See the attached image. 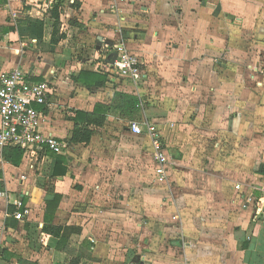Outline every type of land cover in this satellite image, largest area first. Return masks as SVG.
Wrapping results in <instances>:
<instances>
[{"label":"crops","instance_id":"0c3cea01","mask_svg":"<svg viewBox=\"0 0 264 264\" xmlns=\"http://www.w3.org/2000/svg\"><path fill=\"white\" fill-rule=\"evenodd\" d=\"M56 3L66 37L54 45ZM120 36L145 64L138 89L103 67ZM15 67L55 85L36 107L41 130L66 148L18 164L15 146L0 149V246L11 256L0 264H264L254 170L264 163V0H0V75ZM117 91L138 97L137 118L112 107ZM96 105L105 123L71 142L77 112ZM134 120L158 126L174 158L168 181L155 180L151 139L131 131ZM20 197L24 220L13 216ZM45 221L79 231L59 243Z\"/></svg>","mask_w":264,"mask_h":264},{"label":"built area","instance_id":"2783aa9c","mask_svg":"<svg viewBox=\"0 0 264 264\" xmlns=\"http://www.w3.org/2000/svg\"><path fill=\"white\" fill-rule=\"evenodd\" d=\"M113 44V47H112ZM113 48L112 56L103 67L112 71L138 89L147 78L145 64L133 53L123 37L105 46ZM258 71L257 68L254 69ZM50 80L32 81L22 67H15L0 75V149L15 146L23 149L31 159L44 155L47 149L62 153L66 144L51 133L41 130L43 114L36 106L48 105L54 91ZM130 129L136 135H146L152 143L154 177L158 183L168 181V168L173 163L162 141L157 125L148 120L130 121ZM0 198L8 199L7 191L0 190ZM13 216L24 220L31 214V208L20 197L13 202Z\"/></svg>","mask_w":264,"mask_h":264},{"label":"trees","instance_id":"16d2710c","mask_svg":"<svg viewBox=\"0 0 264 264\" xmlns=\"http://www.w3.org/2000/svg\"><path fill=\"white\" fill-rule=\"evenodd\" d=\"M60 4L56 3L52 5L49 9V16L53 20V30H52V37L51 43L56 45L66 36L64 33L60 32L61 26V12H60ZM86 75L91 78L90 84H95L101 86L105 84V79L102 75L96 73H86ZM139 99L136 95L126 93L123 91H117L114 94L112 107L117 108L121 111L122 115L134 119L139 116L140 109L138 108ZM106 110L102 107V105H96L94 112L87 113V112H77L76 124L72 133L71 142L73 143H82V142H89L93 134L95 133L96 127L102 126L106 121ZM24 151L19 147H14V154L17 156L18 160L16 163H20ZM62 155H58V161H61L63 158ZM15 161V160H14ZM254 170L256 172H261L264 174V163L258 166L256 163ZM66 171V170H65ZM61 200L60 195H55L53 199H48L46 201V215L47 212L54 208L56 209L59 205ZM43 230L50 234L51 236L57 237L60 239L59 243L67 241L68 237L71 234L78 232L79 230L74 227H63L61 225L52 224L49 221H45ZM19 264H36L34 261H30L27 259L20 258L18 261ZM71 264H79L77 259L71 261Z\"/></svg>","mask_w":264,"mask_h":264},{"label":"rangeland","instance_id":"374dc122","mask_svg":"<svg viewBox=\"0 0 264 264\" xmlns=\"http://www.w3.org/2000/svg\"><path fill=\"white\" fill-rule=\"evenodd\" d=\"M39 33H42V31H39ZM42 37H43V34H40ZM130 139V138H129ZM133 139V141L132 142H135V143H137L138 145L140 144V140H138V139H136V138H132ZM139 150H140V147H139ZM136 152H138V150H136ZM135 153V149H132V151H131V154H134ZM130 154V152H128L127 150L126 151H124V152H122V155L123 156H125V155H129ZM16 239V242H14V243H12L13 244V246H12V244H11V247H12V251L13 252H11V253H15L16 254V252H17V250L16 249H18L17 248V242H19V240L17 239V238H15ZM7 242V241H6ZM5 242V243H6ZM31 245V244H30ZM32 245H33V247L35 246L34 245V243H32ZM16 250V251H15ZM15 251V252H14ZM9 250H8V248L7 249H5V248H3V246L1 245L0 246V256H2L1 258H0V260H4V261H7V257H11L10 255H9ZM26 253L28 254V255H30V254H33V252H32V246H30V248L29 249H27L26 250Z\"/></svg>","mask_w":264,"mask_h":264}]
</instances>
